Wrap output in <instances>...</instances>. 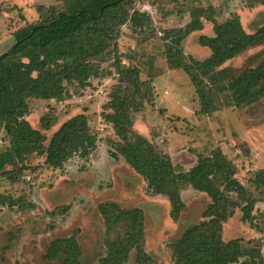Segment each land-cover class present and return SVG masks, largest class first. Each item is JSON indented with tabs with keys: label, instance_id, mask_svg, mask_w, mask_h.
I'll list each match as a JSON object with an SVG mask.
<instances>
[{
	"label": "rangeland",
	"instance_id": "obj_1",
	"mask_svg": "<svg viewBox=\"0 0 264 264\" xmlns=\"http://www.w3.org/2000/svg\"><path fill=\"white\" fill-rule=\"evenodd\" d=\"M50 6L60 8V0H0V54L13 44L17 28L38 22ZM134 7L150 14L152 30L132 31L128 25L123 26L117 54L100 64L102 74L90 77L88 86L65 83L69 96L64 99L29 100L26 120L46 135L47 142L65 120L77 114L86 116L98 141L88 156H75L62 168L48 167L44 157L32 155L29 169L16 174L14 180L0 176V194L11 200L9 205H0V264H58L44 258L48 243L73 233L82 250V264H97L106 253L107 242L119 232L106 228L103 222L98 206L104 201L143 211L144 247L152 264H172L170 242L186 227L202 220L210 202L206 194L183 187L185 209L174 221L167 198L150 193L144 178L121 156H113L110 142L115 136L106 120L115 115L107 102L118 83V68L136 67L140 79L147 82L143 107L132 116L133 129L174 166L187 171L199 157L220 148L236 166V177L245 186L251 187L247 180L253 173L264 170V96L241 107L228 104L222 97L216 111L199 113L195 87L182 70L168 68L163 56L165 41L161 39L165 28L187 23L194 8H202L206 16L219 22L236 14L245 33L251 34L264 25V5L256 0H139ZM202 23L201 31L182 41L183 52L197 60L210 55L198 43V37L213 34L211 23L205 19ZM262 59L264 42L229 59L222 67L238 73ZM46 112L57 118L48 131L40 125ZM6 144L0 128V148ZM253 214L257 228L241 221V212L236 210L223 224L222 238H243L245 246L260 244L264 253V201L255 204ZM127 264H136L134 253Z\"/></svg>",
	"mask_w": 264,
	"mask_h": 264
},
{
	"label": "trees",
	"instance_id": "obj_2",
	"mask_svg": "<svg viewBox=\"0 0 264 264\" xmlns=\"http://www.w3.org/2000/svg\"><path fill=\"white\" fill-rule=\"evenodd\" d=\"M137 1L60 0V8L48 7L38 22L13 32V44L0 54V128L7 143L0 148V176L14 180L16 174L29 169L32 155L44 157L48 167L58 169L71 158L88 156L96 148L98 136L91 131L84 114L65 120L47 142L46 135L26 120L29 100L64 99L69 96L65 83L88 86L90 77L102 74L100 64L117 54L123 26L128 25L132 31L152 30L150 14L136 9ZM256 1L264 5V0ZM202 19L211 23L213 34L198 37V43L210 55L197 60L183 52L182 41L202 30ZM161 39L165 41L163 56L168 68L182 70L195 87L199 113L216 111L222 97L228 104L241 107L264 96V59L238 73L222 67L229 59L263 43L264 25L246 34L236 14L219 22L206 16L202 8H194L187 23L165 28ZM117 71L118 83L112 87L107 102L115 116L106 120L115 136L110 142L117 153L113 152V156H121L142 176L150 193L167 198L174 221L185 209L183 187L189 186L210 199L202 220L186 227L170 242L172 264H264L260 244L245 246L243 238H222L223 224L236 210L241 212V221L257 228L253 210L258 201H264V170L248 178L249 188L236 177V166L220 148L199 157L187 171L174 166L133 129L132 116L143 107V87L147 82L140 79L136 67ZM56 120L55 114L44 113L40 118L42 130H50ZM6 204H11L10 198L0 194V205ZM98 208L106 228L119 232L107 242L106 253L97 264H127L133 253L136 264H152L144 247L143 211L112 201H104ZM81 256L73 233L50 240L44 258L58 264H82Z\"/></svg>",
	"mask_w": 264,
	"mask_h": 264
}]
</instances>
